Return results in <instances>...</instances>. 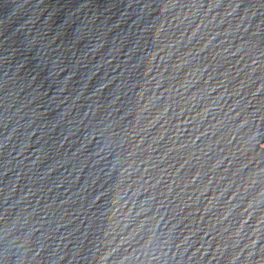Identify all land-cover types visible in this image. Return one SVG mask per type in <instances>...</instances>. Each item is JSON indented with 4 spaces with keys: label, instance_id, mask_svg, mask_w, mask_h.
Instances as JSON below:
<instances>
[{
    "label": "water",
    "instance_id": "1",
    "mask_svg": "<svg viewBox=\"0 0 264 264\" xmlns=\"http://www.w3.org/2000/svg\"><path fill=\"white\" fill-rule=\"evenodd\" d=\"M217 125L244 264H264V0H179Z\"/></svg>",
    "mask_w": 264,
    "mask_h": 264
}]
</instances>
